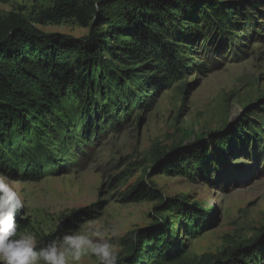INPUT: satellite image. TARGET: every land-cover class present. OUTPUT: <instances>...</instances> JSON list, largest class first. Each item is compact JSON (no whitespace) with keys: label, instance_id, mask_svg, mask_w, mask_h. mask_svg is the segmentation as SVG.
Wrapping results in <instances>:
<instances>
[{"label":"rangeland","instance_id":"rangeland-1","mask_svg":"<svg viewBox=\"0 0 264 264\" xmlns=\"http://www.w3.org/2000/svg\"><path fill=\"white\" fill-rule=\"evenodd\" d=\"M255 2L249 13L256 21L247 19L249 26L241 28L234 43L213 37L208 61H197L208 71L188 73L144 96L138 91L143 98L127 113L128 120L82 128L86 144L69 154L67 163L50 151L46 163L33 159L16 167V160L0 149L5 158L0 173L15 182L26 204L17 215L19 228L47 242L95 220L115 245L118 264L132 259L156 264V252L165 246L164 264H264V1ZM53 3L0 0V17L17 13L34 21ZM35 27L77 39L90 34L75 21ZM219 137L226 143L212 141ZM194 147L206 149L207 172L168 174L177 158L172 151ZM49 166L55 170L46 172ZM141 185L164 201L125 204L126 195ZM88 208L91 219L82 213ZM190 211L199 217L190 220ZM243 253L250 258H240ZM80 264L96 261L84 257Z\"/></svg>","mask_w":264,"mask_h":264},{"label":"trees","instance_id":"trees-1","mask_svg":"<svg viewBox=\"0 0 264 264\" xmlns=\"http://www.w3.org/2000/svg\"><path fill=\"white\" fill-rule=\"evenodd\" d=\"M244 1L249 3L245 8L226 0H54L34 21L17 13L0 17L3 156L16 160L18 167L33 159L46 163V154L54 151L59 161L67 163L66 157L86 144L82 128L91 131L113 119L118 125L119 117L128 120L127 113L132 114V107L143 98L138 91L144 96L188 73L208 71L197 61H208L213 37L234 43L241 28L249 26L247 19L256 21L249 13L257 7L256 0ZM67 21H75L90 34L77 39L45 34L35 27ZM212 141L226 143L223 137ZM180 149L172 151L177 158L168 174L191 177L194 172H207L211 163L204 147ZM3 156L0 163L5 161ZM48 168L55 170L49 166L46 172ZM146 200L163 202L164 198L141 185L123 201ZM89 210L82 212L87 219L92 218ZM188 214L190 220L196 216L194 211ZM75 216L64 218L63 223ZM148 239L144 235L141 242ZM168 247L156 252V264H164ZM140 253L142 247L135 250L136 257ZM243 257L250 255L243 253ZM137 262L132 259L130 264Z\"/></svg>","mask_w":264,"mask_h":264},{"label":"clouds","instance_id":"clouds-1","mask_svg":"<svg viewBox=\"0 0 264 264\" xmlns=\"http://www.w3.org/2000/svg\"><path fill=\"white\" fill-rule=\"evenodd\" d=\"M25 208L15 182L0 173V264H80L84 257H93L96 264H117L115 245L97 221L43 242L19 228L17 215ZM111 231L114 237L115 229Z\"/></svg>","mask_w":264,"mask_h":264}]
</instances>
